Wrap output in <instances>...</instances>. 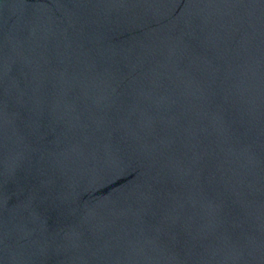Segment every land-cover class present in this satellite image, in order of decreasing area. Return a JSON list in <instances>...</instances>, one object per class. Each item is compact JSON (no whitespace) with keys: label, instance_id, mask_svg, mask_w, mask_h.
Instances as JSON below:
<instances>
[{"label":"water","instance_id":"95a60500","mask_svg":"<svg viewBox=\"0 0 264 264\" xmlns=\"http://www.w3.org/2000/svg\"><path fill=\"white\" fill-rule=\"evenodd\" d=\"M0 264H50L0 226Z\"/></svg>","mask_w":264,"mask_h":264}]
</instances>
